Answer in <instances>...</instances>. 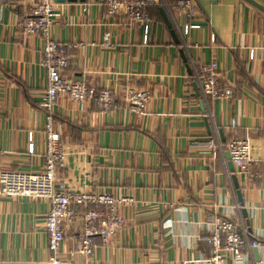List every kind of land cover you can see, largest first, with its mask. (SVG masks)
<instances>
[{"label": "crops", "instance_id": "obj_1", "mask_svg": "<svg viewBox=\"0 0 264 264\" xmlns=\"http://www.w3.org/2000/svg\"><path fill=\"white\" fill-rule=\"evenodd\" d=\"M36 1L0 0V171L44 169V43L16 28ZM102 1L59 5L51 27L54 41L76 45L63 75L109 88L116 97L107 113H100L94 100L80 106L68 97L58 99L54 129L69 156L57 174L78 193L104 192L134 202L120 209L124 228L107 241L95 238L87 258L72 254L86 211L73 207L80 219L65 229L60 259L207 264L211 247L196 237L204 223L220 216L236 220L250 241L260 243L244 250L248 264H264V13L244 0H189L197 11L192 21L177 12L166 14L180 42L176 45L158 6L149 10L151 30L144 45L142 29L128 26L122 13L109 16ZM252 1L264 8V0ZM186 24L199 28L185 34ZM211 62L218 65L220 82L234 89L230 101L201 97L194 73ZM129 88L149 93L144 114L124 104ZM210 138L223 147L216 158L203 145ZM232 139L248 140L253 147L255 162L248 174L234 169L247 219L225 157ZM49 210L46 200L0 198V262L36 264L49 258L44 227ZM225 264H233L231 258Z\"/></svg>", "mask_w": 264, "mask_h": 264}, {"label": "built area", "instance_id": "obj_2", "mask_svg": "<svg viewBox=\"0 0 264 264\" xmlns=\"http://www.w3.org/2000/svg\"><path fill=\"white\" fill-rule=\"evenodd\" d=\"M102 5L108 7L109 16L123 14L128 26L135 25L143 31V44L149 40L151 8L161 7L166 14L177 12L187 20L192 21L196 15V7L190 1L165 0H103ZM60 7L54 0H38L33 3L28 15L18 19L16 28L26 37L38 36L43 40L41 67L46 74V90L40 108L45 117L44 169L40 173H18L0 171V198H22L32 200H46L50 203L49 213L46 215L44 227L47 234L49 258L36 264H72L64 262L59 257L60 245L65 239V229L77 223L80 219L73 207L86 209L81 217V232L74 242L73 255L89 257L95 238L105 241L118 233L125 226L120 209L133 204L129 197L115 198L111 194L78 193L70 189L68 183L58 178V171L64 169L68 150L54 129L53 109L60 97H68L76 105L84 106L94 100L100 113L109 112L116 104V97L109 88L96 89L86 82L75 81L63 75L69 65L70 52L76 45L56 42L51 38V27L54 19L59 16ZM198 26L186 24L184 33ZM211 41L214 42L211 38ZM104 42L109 44V35L104 36ZM255 50L249 51L252 61ZM264 60V58H263ZM195 77L199 85L201 97L204 101H230L233 87L226 82H220V72L215 62L200 66L195 70ZM127 109L136 115L146 112L150 95L147 91L129 88L122 98ZM235 126V124H233ZM29 154H33V136H29ZM204 147L216 158L223 147L217 138H210L204 142ZM230 161L238 175L248 174L254 164L253 147L248 140L232 139L225 147ZM174 205H170V208ZM199 242L210 245L211 256L207 264H225L231 258L233 264H248V257L244 253L246 248L257 249L260 243L247 237L244 230L233 218L213 216L204 223L202 231L197 235ZM0 264H11L2 263Z\"/></svg>", "mask_w": 264, "mask_h": 264}, {"label": "water", "instance_id": "obj_3", "mask_svg": "<svg viewBox=\"0 0 264 264\" xmlns=\"http://www.w3.org/2000/svg\"><path fill=\"white\" fill-rule=\"evenodd\" d=\"M86 1L87 0H54V2L56 4H59V5L65 4V3H68V4L81 3V4H83V3H86ZM176 1H189V0H176ZM217 1L218 0H212V2L214 4ZM244 1L248 2L249 4H251L254 7H256L258 10H260L262 13H264V8L261 7L260 5H258L257 3L253 2L252 0H244ZM159 12H160V14L162 16V19H163V22H164L166 28L169 30L171 36L173 37L175 44L176 45H179L180 44L179 39L177 37V34H176L175 30L173 29L172 24L170 23V20L168 19L167 15H166V12L162 8L159 9ZM180 55H181L183 61H186V57L184 56V52L182 50L180 51ZM195 91H196L197 96H199L196 87H195ZM225 157H226V159L228 161L227 167L229 169V172L232 174L231 180H232V184L234 186V189L236 191V195H237V199H238V204L242 208L241 209V213H242L243 217L245 219H247V213L243 209L244 203H243V200H242V196H241V192H240V188H239V184H238V178H237V176L234 173V167H233V165H232V163L230 161V156H229V153L228 152H226ZM246 225H249L248 221H246Z\"/></svg>", "mask_w": 264, "mask_h": 264}]
</instances>
